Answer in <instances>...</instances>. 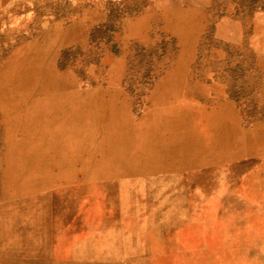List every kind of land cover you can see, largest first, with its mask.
Wrapping results in <instances>:
<instances>
[{
	"label": "rangeland",
	"instance_id": "374dc122",
	"mask_svg": "<svg viewBox=\"0 0 264 264\" xmlns=\"http://www.w3.org/2000/svg\"><path fill=\"white\" fill-rule=\"evenodd\" d=\"M0 264H264V0H0Z\"/></svg>",
	"mask_w": 264,
	"mask_h": 264
}]
</instances>
